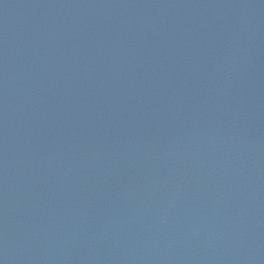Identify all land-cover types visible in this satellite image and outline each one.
Masks as SVG:
<instances>
[{"label": "water", "instance_id": "1", "mask_svg": "<svg viewBox=\"0 0 264 264\" xmlns=\"http://www.w3.org/2000/svg\"><path fill=\"white\" fill-rule=\"evenodd\" d=\"M0 264H264V0H0Z\"/></svg>", "mask_w": 264, "mask_h": 264}]
</instances>
